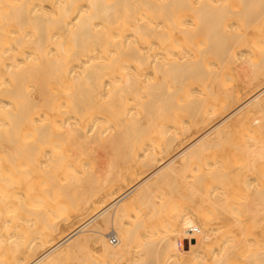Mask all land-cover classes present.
Listing matches in <instances>:
<instances>
[{
  "label": "bare ground",
  "instance_id": "bare-ground-1",
  "mask_svg": "<svg viewBox=\"0 0 264 264\" xmlns=\"http://www.w3.org/2000/svg\"><path fill=\"white\" fill-rule=\"evenodd\" d=\"M77 254L264 264V0H0V264Z\"/></svg>",
  "mask_w": 264,
  "mask_h": 264
},
{
  "label": "rangeland",
  "instance_id": "rangeland-1",
  "mask_svg": "<svg viewBox=\"0 0 264 264\" xmlns=\"http://www.w3.org/2000/svg\"><path fill=\"white\" fill-rule=\"evenodd\" d=\"M84 156L87 157V161H90L91 164H94L95 166H97V165H99V163H98V159L106 157V151H103V149H101V148H100L99 146H97V145H94L93 147H91V148L89 149V145H88V149H87L86 153L84 154ZM167 175H168V174H167ZM167 177L170 178V177H171V173H170V176H169V175L166 176V177L164 176L165 180L167 179L166 181H168V178H167ZM171 178H172V177H171ZM171 178H170V179H171ZM174 178H175V177H174ZM170 179H169V180H170ZM162 180H163V179H161V181H162ZM171 181H173V180H171ZM163 182H165V181L163 180ZM169 182H170V181H169ZM159 183H160V182H159ZM143 210H144V209H143ZM145 211H147V210H145ZM145 211H143V212H145ZM154 212H155V213H154ZM151 214H152V213H150L149 216H150ZM153 214H154V215H153ZM153 214H152L153 216H156V214L159 215V212L153 211ZM152 215H151V216H152ZM149 216H148V217H149ZM143 217H144V218H143L144 221L147 222V220H148L147 218H148V217H147V218H146L145 216H143ZM149 218H150V217H149ZM161 218H162L161 215H160L159 217H157L156 220H155V218H153V220H154V221H153V224H154L153 227H155V228L152 227L151 230H150V229L147 230V231H142V230H141V231H139V232H145V234H146V232H147V233L150 232L149 234H152V233H153L154 235H155V234H156V235H159V233L161 232V229H160V228H162V227H159V226H161L160 223L162 222V219H161ZM145 219H146V220H145ZM151 219H152V218H151ZM151 219H149V220H151ZM160 219H161V220H160ZM141 220H142V219H141ZM141 220H140V221H141ZM140 221H139V222H140ZM142 221H143V220H142ZM157 221H158V222L160 221V222H159V226L157 225V224H158ZM154 222L156 223V225H155ZM141 223H143V222H141ZM149 223L151 224L152 221L149 222ZM149 223H148V224H149ZM150 226H151V225H150ZM157 227H158V229H157ZM139 228H140V227H139ZM139 228H137V230H138ZM140 229H141V228H140ZM140 229H139V230H140ZM155 229H156V230H155ZM137 230H136V232H137ZM152 230H153V231H152ZM157 231H158L159 233H158ZM139 232H137V234H138ZM157 233H158V234H157ZM33 234H34V233H33ZM141 234H142V233H141ZM111 235H114L113 232L110 233V234H108L107 237L110 238ZM138 235H139V234H138ZM110 243H111V241H110ZM111 244H112V243H111ZM76 256H77V257H75V258L72 257V258L69 260V264H82V263H84V262L86 261V258L83 256V254H77ZM83 257H84V258H83Z\"/></svg>",
  "mask_w": 264,
  "mask_h": 264
},
{
  "label": "built area",
  "instance_id": "built-area-1",
  "mask_svg": "<svg viewBox=\"0 0 264 264\" xmlns=\"http://www.w3.org/2000/svg\"><path fill=\"white\" fill-rule=\"evenodd\" d=\"M116 239H115V237H112V241L114 242Z\"/></svg>",
  "mask_w": 264,
  "mask_h": 264
}]
</instances>
